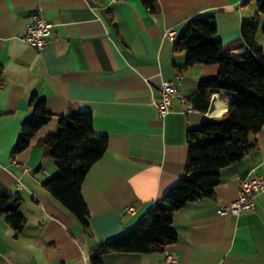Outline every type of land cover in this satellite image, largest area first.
<instances>
[{
	"label": "crops",
	"instance_id": "crops-1",
	"mask_svg": "<svg viewBox=\"0 0 264 264\" xmlns=\"http://www.w3.org/2000/svg\"><path fill=\"white\" fill-rule=\"evenodd\" d=\"M155 8L151 13L139 0H0V194L19 198L26 220L16 234L0 216V264H90L97 245L132 228L179 181L187 131L198 130L203 117L225 116L231 99L224 93L210 95L207 116L182 112L176 98L159 116L154 100L162 81L189 98L218 70L184 68V53L175 52L164 34L178 36L192 18L213 14L224 49L249 52L240 27L257 14L256 0H156ZM33 13L52 24L42 50L22 40ZM256 39L264 48L260 31ZM33 93L44 98L53 118L12 159ZM70 111L90 113L94 132L107 138L106 151L81 185L88 232L40 186L57 172L42 141L56 134L58 118ZM249 172L264 177V127L246 157L220 170L212 197L174 213L173 245L161 253L107 254L102 264H168V257L173 264H264V193L252 212H218L237 199L239 181ZM127 206L134 212H124Z\"/></svg>",
	"mask_w": 264,
	"mask_h": 264
},
{
	"label": "trees",
	"instance_id": "trees-1",
	"mask_svg": "<svg viewBox=\"0 0 264 264\" xmlns=\"http://www.w3.org/2000/svg\"><path fill=\"white\" fill-rule=\"evenodd\" d=\"M139 1L149 12H155L156 0ZM256 6L257 14L244 18L240 27L249 52L231 54L224 49L216 38L213 14L192 18L178 34L174 51L184 53V68L218 67L216 75L201 79L189 97L194 110L206 113L210 95L224 93L231 99L226 114L219 119L203 117L198 130L187 131V159L179 181L132 228L97 245L91 251L90 264H102L101 258L107 254L161 253L173 245L177 240L171 227L174 213L188 203L212 197L220 170L241 161L254 148L256 135L264 127V48L256 39L258 31L264 36V24L260 26L264 0H256ZM28 106L31 112L20 124L12 159L25 151L32 138L53 118L46 110L44 98L36 93L31 95ZM42 145L57 169L52 177L41 182L42 190L88 232L89 212L81 185L106 151V136L94 132L90 113L70 111L58 118L56 134L46 136ZM19 205V198L0 194V216L16 234L26 223Z\"/></svg>",
	"mask_w": 264,
	"mask_h": 264
},
{
	"label": "built area",
	"instance_id": "built-area-1",
	"mask_svg": "<svg viewBox=\"0 0 264 264\" xmlns=\"http://www.w3.org/2000/svg\"><path fill=\"white\" fill-rule=\"evenodd\" d=\"M123 0H114V2H121ZM52 24L43 19L38 13L31 14L29 23L25 27V32L22 36V40L29 46L35 47L37 50H42L48 43V37L51 34ZM165 39L174 43L177 39V35L173 31H167L164 34ZM176 79L181 80L182 75L177 73ZM159 97L154 100V105L157 109L159 116L164 117L170 111L171 101L176 98L182 112L191 113L194 112V108L189 101L188 97L183 96L180 93V88L172 81H162L158 87ZM211 103L209 104V110L211 109ZM204 113V116H207ZM12 165H17L15 160L11 161ZM16 186L20 189L22 187L19 181L16 182ZM264 193V177H261L254 173H248L243 179L239 181L238 197L235 201L227 206H221L219 208L220 215H238L239 213H249L255 209V198L257 195ZM124 212L133 213L134 208L127 206L124 208ZM168 264H173V260L168 257L166 259Z\"/></svg>",
	"mask_w": 264,
	"mask_h": 264
},
{
	"label": "bare ground",
	"instance_id": "bare-ground-1",
	"mask_svg": "<svg viewBox=\"0 0 264 264\" xmlns=\"http://www.w3.org/2000/svg\"><path fill=\"white\" fill-rule=\"evenodd\" d=\"M213 98H214V101L216 102L217 96L215 95Z\"/></svg>",
	"mask_w": 264,
	"mask_h": 264
}]
</instances>
